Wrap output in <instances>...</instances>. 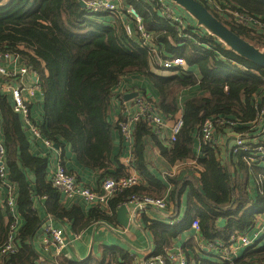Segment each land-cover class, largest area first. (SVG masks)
Wrapping results in <instances>:
<instances>
[{
	"label": "trees",
	"instance_id": "trees-1",
	"mask_svg": "<svg viewBox=\"0 0 264 264\" xmlns=\"http://www.w3.org/2000/svg\"><path fill=\"white\" fill-rule=\"evenodd\" d=\"M124 1L125 6L132 7L141 17L156 52L162 54V58L168 55L183 59L184 67L161 70L148 49L140 47L136 29L131 37L127 36L117 17L90 14L80 6L79 0H0V53L19 56L35 72L43 99V122H30L37 126L42 138L57 146L60 164L65 169L63 158L69 149L84 169L103 172V178L126 176L122 173L110 175L107 171L112 163V134L118 131L117 122L108 120L110 103L115 96L114 90L125 76L145 78L160 96L157 104L160 112L172 119L181 110L182 119L181 131L174 143H168V148L157 142L143 120L135 124L131 163L146 184L141 182L110 197L109 214L93 206L86 218L78 206L66 209L61 205L60 194L46 180L49 155L40 157L29 153L32 137L28 128L13 112L8 97L0 94V141L6 151L7 178L16 187V209L23 219L14 243L17 250L3 256L5 264H32L34 261L31 239L44 220L33 208L35 199H44L46 216L62 226L70 223L72 233L79 234L89 223H114L115 210L127 204L132 196L161 198L165 190L163 183L145 168L143 141L146 137L157 144L161 156L169 164L192 159L199 169L197 185L180 183L178 199L189 185L182 220L169 226L142 216L152 245L149 257L165 255L179 236L190 231L194 221L198 223L199 239L225 245L233 234H249L264 214V167L253 156V149L261 142L252 143L251 140L262 131L254 122L257 109L264 102V70L238 57L208 35L189 32V38H180L176 29L148 0ZM199 1L237 36L264 52L263 33L234 24L231 16L218 11L234 10L264 24V0ZM152 64L156 71L170 75L152 72ZM192 86L199 88L200 95L187 99L179 110L175 103L176 92ZM256 95L263 96L254 103ZM220 118L236 123L232 131L245 135L247 151L231 154V159L235 160L223 163L218 147L201 144L200 156L195 159L192 134L205 119ZM217 130L224 131L225 127H217ZM239 173L244 178H240ZM249 178L255 181L258 190L253 199L247 192ZM167 180L175 185L170 194L174 200L179 183L175 179ZM218 219L226 221L222 230L216 227ZM10 223L0 204V247L6 240ZM181 250L188 261L187 249ZM259 263H264V235L243 249L232 262ZM85 264H134V258L119 247L101 246L100 258L91 257ZM200 264L230 263L201 260Z\"/></svg>",
	"mask_w": 264,
	"mask_h": 264
},
{
	"label": "crops",
	"instance_id": "crops-1",
	"mask_svg": "<svg viewBox=\"0 0 264 264\" xmlns=\"http://www.w3.org/2000/svg\"><path fill=\"white\" fill-rule=\"evenodd\" d=\"M82 1L85 2V0ZM209 4L211 5V7L212 6L214 7L213 3H209ZM120 5L125 6V1L121 0ZM168 5L173 9L175 14H177L180 18L183 19L188 34H190L189 32H191L198 36H207V33L201 28H199L196 25V22L186 12L176 7L171 2H168ZM117 18L120 20V23L123 24V26L125 24H128L130 25L132 30L135 29V24L131 22V19L128 16L123 15ZM259 33H263V32H259ZM135 42L137 43L136 39ZM164 58H168V55H165ZM153 66H155V64L151 65L152 72L159 74L161 76L170 75V73L168 72L159 73L154 69L155 67ZM193 73L198 77V74L195 70L193 71ZM120 90L123 95L129 93H137V95L144 96L145 98H147L149 101H151L156 105L159 104L160 102V96L156 92V90L145 78L139 75L125 76V78L122 79V86L120 87ZM198 95H200V90L197 86H192L186 89H182L176 92L175 103L177 104L180 110L183 107V103L187 99L196 97ZM260 97L261 96L258 97L257 95L253 96L254 103H257L260 100ZM168 100L169 102L171 101L170 98ZM42 102H43L42 96L39 94H37L33 99H30V101H28V108L30 115L29 118L31 122L33 121L37 124L43 122ZM135 111L136 108L134 106L132 99L129 101H125L123 96V99L120 101L119 99H117V97L113 96L110 103V112L108 115V120L110 123H115L119 118L121 119L125 118L129 114H133ZM160 114L165 122V126L162 136L156 137V140L158 143H160L161 146L168 148L169 146L168 137L170 134L171 125L174 121V118L181 116V110L178 111V113L172 119L162 115L161 112ZM258 128L262 129L261 134H258V136L257 134L254 135L253 136L254 138L251 139L252 143H257L259 140L261 142V145H264V126ZM192 137H193V156L196 159L200 156L199 148L201 142L197 132L193 133ZM231 137L232 135H230V132L226 130L224 131L217 130L214 133V143L211 145L218 147L220 158L223 163H227L231 159V154H234L232 153L231 149L228 150L225 149L228 141L231 140ZM143 147H144L143 157L145 162V168L151 176L160 180L163 183L165 190L162 194V197L158 199H164L166 202V207L164 211H160L155 208L148 207L138 215L134 214L138 226L145 231V233L149 238V235L147 231L144 229V226L142 224V220H141L142 216H145L148 220L159 221L163 223H168L167 220H171V219H175L176 223L182 220L186 211V195L188 192L189 185L185 187V189L182 191L180 195V198L178 199V194H180V183L181 184L192 183L193 185H197V179L199 178L197 174L199 172L198 171L199 169L196 166V163H194L195 160L192 159H187V160L175 162L174 164H169L161 156L157 144H155V142L149 137H146L144 139ZM132 152L133 149L129 148L127 144L121 139L119 132L114 131L112 134V155L110 157L112 163L110 164L107 170L108 174L118 175L122 173L124 175H128L130 173H134V172L136 173L134 168L131 169L128 166L130 161L132 162ZM29 153L40 157L45 156L46 154L49 155L48 156L49 162L46 173V180L49 181V176L51 175V172L54 170L56 164L61 162V158L58 157L56 151L53 152L48 151L47 149H45V147L42 145V143L39 140L37 141L33 139L30 143ZM231 160H235V159L232 158ZM63 163L66 169L71 171L75 176V178H77L76 181L79 184H82L92 189L93 191L97 192L100 195L102 194L103 190L101 189V182L103 179L107 178V177L103 178L102 176L103 172L92 171L89 169L82 168L77 162L73 153H71L69 149H66V153L63 158ZM259 163L264 167V161H260ZM28 177L30 180L33 179L30 173H28ZM239 177L244 178V175L242 173H239ZM167 178L175 179L179 183L176 188V193L173 196L174 200L171 199L170 194L175 190V185L173 183L168 182ZM141 182L143 184L144 180L143 181L141 180ZM247 192H248V197L250 199L255 198L256 194L258 193L257 185L252 178H249ZM2 200H3V193L0 191V204H2ZM60 203L66 209H69L73 205L78 206L79 208H81L82 214L86 218H88L89 216L90 209L94 208L92 205L88 204L81 198L78 197L65 198L61 194H60ZM43 206H44V199L34 200L33 208L36 209L40 218L44 219L43 221L45 222L34 236L32 240V244L30 245V250L35 253L34 261L32 264H36V263L37 264H85L86 260H88L91 257L100 258L101 246H107V247L116 246L123 249L125 252H127L129 255H131L134 258V264L141 263V261L147 259L151 254V250H152L151 241H150V246H151L150 251L139 253V252H135L132 249L133 247L141 251L146 250L147 241L143 236V234L136 227L132 225H130L126 230L119 228L115 221V212L113 217L114 223H109L107 221L89 223L87 227L79 234H74L72 233L70 223L66 222L64 226L60 225L58 222L46 216L45 209ZM126 206L129 208V217H131L133 215L132 211L134 209L131 205H126ZM100 209L108 214L110 213L107 207ZM16 223H17L16 224L17 231H19L23 225V219L21 218L20 214H17ZM47 223L51 224L54 227L61 228L63 230L64 237L66 239V246L61 250H57V247L52 244H48V246L46 247H44V245L42 244L43 241L42 228ZM263 223H264V214H262L257 219V223L254 226L253 230L249 234H247L250 237V239H254V243L256 241L261 240L264 235V230L261 229ZM101 224H106L109 227H111L113 230H115L114 232H116L121 237H123L126 243L116 238L111 231H108ZM225 226H226L225 220L223 219L217 220L216 227L218 230H222L223 228H225ZM199 237L200 236L198 231L196 232L192 228H190V231L184 232L181 236H179L175 240L172 248H170L169 250L182 251L181 250L182 248H186L188 251L187 252L188 264H200L201 260L202 261L221 260L220 259L221 253L219 250L206 248L207 244L213 243L215 241L206 243L202 239H199ZM225 246L228 247L226 248L227 262H232L235 259H237L240 256L243 249H245L244 247H241L238 242L230 243V240L225 244ZM29 253L30 251L26 252L25 255L27 256ZM182 253L185 255L183 251ZM2 258L3 257L0 256V264H5V259Z\"/></svg>",
	"mask_w": 264,
	"mask_h": 264
},
{
	"label": "built area",
	"instance_id": "built-area-1",
	"mask_svg": "<svg viewBox=\"0 0 264 264\" xmlns=\"http://www.w3.org/2000/svg\"><path fill=\"white\" fill-rule=\"evenodd\" d=\"M153 3L156 9L175 29L177 35L180 38H189V34L186 31V25L182 18L174 13L173 9L168 5V0H148ZM85 9L90 14L103 15L107 14L111 17H120L123 15L128 16L131 22L135 24V29L140 39V47L147 48L152 55V59L159 66L161 70L167 71L174 68L184 67V60L181 58H162V56L155 51L152 44V37L146 31L141 17L130 6H122L121 0H88L85 1ZM218 9V8H217ZM216 9V10H217ZM228 16H231L234 24L242 25L252 28L257 31V28H264L258 19L251 16L241 14L234 10L224 9L220 10ZM124 31L127 36L131 37L133 30L130 25H124ZM264 33V32H263ZM196 43V42H195ZM197 44V43H196ZM264 81V79H263ZM122 81L118 84V87L114 90L115 97L120 101L123 99V94L120 90ZM0 94L8 97L13 112L19 115L28 128V131L33 140H39L45 148L56 151L58 157L59 151L53 148V145L48 140L42 138L40 131L35 124L30 122L28 101L33 99L37 94L41 95L40 86L36 78L35 72L27 66L19 56H12L9 54L0 53ZM263 96V95H261ZM136 111L133 114H129L127 117L118 121V130L121 139L130 147L132 144V134L135 124L143 120L147 127L156 137H161L163 134L165 122L160 114V110L157 105L149 101L144 96L137 95L132 99ZM1 124V113H0ZM254 125L257 127L264 126V102L257 109ZM236 126V123L224 118L220 119H205L198 128V135L202 145H211L214 143V133L217 127H225V130L230 132V135H234V144L231 148L232 153H236L240 150L247 151L244 147L246 142L244 135L236 134L232 131V128ZM182 128V119L180 117L174 118V121L170 128V134L168 137V143H174L178 134ZM253 156L257 157L259 161H264V145H257L253 149ZM5 148L0 141V191L3 193L2 205L6 210L7 217L11 220L8 235L5 242L0 247V256H7L16 252L15 238L18 234L17 231V210H16V187L7 178V168L5 162ZM195 163V161H194ZM129 166L132 167L130 161ZM199 176V173L197 174ZM49 182L51 186L65 198L78 197L85 202L98 208L107 207L108 199L115 194H118L126 189L140 185L141 179L137 173H130L124 177L105 178L101 182V189L103 194L100 195L92 189L79 184L73 174L66 171V169L60 164H56L54 170L49 176ZM133 207V214L135 215L143 212L146 208L151 207L160 211H164L166 202L164 199L151 198V197H139L132 196L127 204ZM167 225L171 226L176 223L175 219L167 220ZM191 228L194 231H198L197 221L192 222ZM264 230V223L261 226ZM44 247L48 244H52L57 247V250H61L66 246V239L64 232L61 228L54 227L47 223L42 228ZM238 242L241 247H249L254 243V239H250L248 235L233 234L230 237V243ZM207 249L219 250L221 253V260L227 262V251L223 243L213 242L206 246ZM229 261V260H228ZM233 262V261H232ZM232 262H229L232 264ZM138 264H188L185 255L180 250H168L163 256L148 257ZM264 264V263H259Z\"/></svg>",
	"mask_w": 264,
	"mask_h": 264
},
{
	"label": "water",
	"instance_id": "water-1",
	"mask_svg": "<svg viewBox=\"0 0 264 264\" xmlns=\"http://www.w3.org/2000/svg\"><path fill=\"white\" fill-rule=\"evenodd\" d=\"M168 2H171L176 7L186 12L196 22V25L199 28L204 30L209 37L215 39L220 44H222L227 50L231 51L238 57L249 61L256 67L264 70V52L260 51L250 43L244 41L239 36H237L234 32H232L229 28L222 24L218 19H216L199 0H168ZM79 4L82 8H85V3L82 0H79ZM136 96L137 93H129L124 95V100L129 101ZM234 137L235 136L232 135L231 140L228 141L225 148L226 150L231 149L233 147ZM53 148L57 150L56 145H53ZM134 213L136 214L137 211H135ZM115 221L117 226L123 230H126L130 225L136 227L145 237L147 241L146 250L141 251L132 247L135 252L143 253L146 251H150V240L147 234L143 229L138 226L134 214L129 217V208L126 205H122L116 209ZM44 222L45 221L41 223L40 227L44 224ZM101 225L108 231H111L116 238L126 243L123 237L114 232L115 230H113L111 227L106 224Z\"/></svg>",
	"mask_w": 264,
	"mask_h": 264
},
{
	"label": "rangeland",
	"instance_id": "rangeland-1",
	"mask_svg": "<svg viewBox=\"0 0 264 264\" xmlns=\"http://www.w3.org/2000/svg\"><path fill=\"white\" fill-rule=\"evenodd\" d=\"M211 6V5H210ZM257 31L258 32H264V28H257ZM159 73H161V72H159ZM163 115V114H162ZM29 117H30V115H29ZM121 120V118H119L116 122L118 123V121H120ZM118 126V125H117ZM119 131V130H118ZM121 137V136H120ZM128 146V145H127ZM129 147V146H128ZM129 148H132L133 149V136H132V144H131V146L129 147ZM128 166H129V164H128ZM130 167V166H129ZM131 168V167H130ZM131 169H133V168H131Z\"/></svg>",
	"mask_w": 264,
	"mask_h": 264
}]
</instances>
